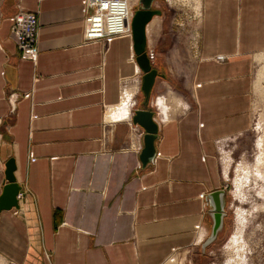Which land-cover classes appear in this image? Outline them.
<instances>
[{
  "label": "crops",
  "instance_id": "0c3cea01",
  "mask_svg": "<svg viewBox=\"0 0 264 264\" xmlns=\"http://www.w3.org/2000/svg\"><path fill=\"white\" fill-rule=\"evenodd\" d=\"M200 2L190 98L154 82L145 106L132 38L83 42L86 0H0V194L10 158L22 192L0 212V264H200L209 195L227 201L217 144L252 122L264 0ZM19 9L38 13L35 60L10 32ZM133 102L158 123L145 163V131L110 123Z\"/></svg>",
  "mask_w": 264,
  "mask_h": 264
},
{
  "label": "rangeland",
  "instance_id": "374dc122",
  "mask_svg": "<svg viewBox=\"0 0 264 264\" xmlns=\"http://www.w3.org/2000/svg\"><path fill=\"white\" fill-rule=\"evenodd\" d=\"M156 2L155 8L162 13L155 16V26L148 31V48L157 59L156 64L161 63V59L164 65H159L155 90L176 86L189 99L190 78L198 54L201 2ZM254 58L251 126L246 132L227 137L217 144V157L226 187L228 227L224 235L205 249L200 264H264V159L260 162L264 152V52ZM163 74L166 77L162 78ZM168 79L174 85H168ZM138 80L141 86L140 76ZM139 95L142 97L143 93L140 91ZM239 212L244 221L239 240L232 243V237L241 226ZM198 255L195 252L191 258L198 261Z\"/></svg>",
  "mask_w": 264,
  "mask_h": 264
},
{
  "label": "water",
  "instance_id": "95a60500",
  "mask_svg": "<svg viewBox=\"0 0 264 264\" xmlns=\"http://www.w3.org/2000/svg\"><path fill=\"white\" fill-rule=\"evenodd\" d=\"M155 0H139V7L133 10L130 21L132 31L133 50L136 55L135 60L142 72L141 91L144 95V105L148 106L152 87L158 76L157 69L152 67V61L146 50L147 47V24L154 16H160V9H153ZM134 124H138L144 131V146L141 150L140 159L143 163L148 162L155 156L154 141L157 137L158 123L154 120V112L147 109H135L132 116ZM5 181L0 194V212L10 210L19 206L17 198L21 191V186L16 181L14 171L15 161L10 158L5 164ZM210 198V217L212 221L209 236L201 245L202 253L224 232L225 201L224 191L217 190L209 195Z\"/></svg>",
  "mask_w": 264,
  "mask_h": 264
},
{
  "label": "built area",
  "instance_id": "2783aa9c",
  "mask_svg": "<svg viewBox=\"0 0 264 264\" xmlns=\"http://www.w3.org/2000/svg\"><path fill=\"white\" fill-rule=\"evenodd\" d=\"M138 4L139 0H86V13L83 19V42L101 41L106 46L113 38L132 37L130 21L133 10ZM10 32L20 55L35 60L38 55V13L19 9L13 16ZM148 53L151 58V49ZM127 81L124 80L123 84H126ZM134 107L135 102L131 106L130 113H123L121 117L112 119L110 123L119 120L131 121ZM21 194L20 191L17 198Z\"/></svg>",
  "mask_w": 264,
  "mask_h": 264
},
{
  "label": "bare ground",
  "instance_id": "6f19581e",
  "mask_svg": "<svg viewBox=\"0 0 264 264\" xmlns=\"http://www.w3.org/2000/svg\"><path fill=\"white\" fill-rule=\"evenodd\" d=\"M156 23V19H155V16L153 17V19L147 24V29H148V31H150L151 30V28H152V30H153V26H155L154 24ZM138 68H139V66H138ZM139 70H140V68H139ZM141 72V71H140ZM261 73H262V71H261ZM140 88H141V86H140ZM128 98L129 97V93L127 94L126 93V95L124 96V98H123V100L125 99V98ZM166 99V98H165ZM128 103V102H127ZM130 104V103H129ZM128 104V105H129ZM159 105L161 106V108L163 109V110H166V108H167V106L165 105V103H164V101H163V99H160L159 100ZM157 106V105H156ZM159 108V107H158ZM263 159H264V152H262L261 153V157H260V162H262L263 161ZM246 170V171H245ZM244 171H245V173L247 172L248 173V170L247 169H244ZM238 216L240 217V219L238 220V222H239V224L241 225V226H239L238 227V233L236 232V234L232 237V240H231V242L232 243H234V242H236V240H239V238H240V230H241V227H242V224H243V219H244V217L242 216V213L241 212H239L238 213ZM243 220V221H242ZM242 221V222H241ZM234 264H238L237 262H234Z\"/></svg>",
  "mask_w": 264,
  "mask_h": 264
},
{
  "label": "flooded vegetation",
  "instance_id": "af4514ba",
  "mask_svg": "<svg viewBox=\"0 0 264 264\" xmlns=\"http://www.w3.org/2000/svg\"><path fill=\"white\" fill-rule=\"evenodd\" d=\"M137 9L140 8L139 6L136 7ZM153 9H155V7H153ZM227 208V202L225 204V212H226V215L224 217V232H223V235L225 234L226 230H227V227H228V221H229V213L227 212L226 210ZM219 238V237H218ZM217 238V239H218Z\"/></svg>",
  "mask_w": 264,
  "mask_h": 264
},
{
  "label": "trees",
  "instance_id": "16d2710c",
  "mask_svg": "<svg viewBox=\"0 0 264 264\" xmlns=\"http://www.w3.org/2000/svg\"><path fill=\"white\" fill-rule=\"evenodd\" d=\"M163 76H164V77H166V75H165V74H163ZM140 91H141V90H140ZM141 93H142V91H141Z\"/></svg>",
  "mask_w": 264,
  "mask_h": 264
}]
</instances>
